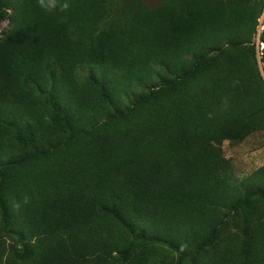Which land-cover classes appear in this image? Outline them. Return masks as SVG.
Masks as SVG:
<instances>
[{
    "label": "trees",
    "instance_id": "obj_1",
    "mask_svg": "<svg viewBox=\"0 0 264 264\" xmlns=\"http://www.w3.org/2000/svg\"><path fill=\"white\" fill-rule=\"evenodd\" d=\"M5 5L0 264H264V0Z\"/></svg>",
    "mask_w": 264,
    "mask_h": 264
},
{
    "label": "rangeland",
    "instance_id": "obj_2",
    "mask_svg": "<svg viewBox=\"0 0 264 264\" xmlns=\"http://www.w3.org/2000/svg\"><path fill=\"white\" fill-rule=\"evenodd\" d=\"M55 0H48V6L52 5ZM150 4H155L158 0H147ZM5 16L0 20V40L4 39L15 27L14 11L11 5H5ZM260 30V28H258ZM258 44V43H257ZM221 149L224 157L228 158L233 165L236 178L241 179L243 176L249 175L256 168L264 164V137L260 132H254L244 140L234 142L224 140L221 143ZM262 202H257L256 207H260ZM232 223L228 224V228H232ZM134 246H148L138 239H134ZM157 252L160 254L161 249ZM176 259V256L174 257ZM189 264V262H183Z\"/></svg>",
    "mask_w": 264,
    "mask_h": 264
},
{
    "label": "water",
    "instance_id": "obj_3",
    "mask_svg": "<svg viewBox=\"0 0 264 264\" xmlns=\"http://www.w3.org/2000/svg\"><path fill=\"white\" fill-rule=\"evenodd\" d=\"M263 14H264V13H263ZM262 18H263V15H262V17L260 18V22L262 21ZM258 58H259V56H258ZM259 68H260V71H261L262 75H264V74H263V70H262V67H261L260 62H259Z\"/></svg>",
    "mask_w": 264,
    "mask_h": 264
},
{
    "label": "clouds",
    "instance_id": "obj_4",
    "mask_svg": "<svg viewBox=\"0 0 264 264\" xmlns=\"http://www.w3.org/2000/svg\"><path fill=\"white\" fill-rule=\"evenodd\" d=\"M39 2H40V4H41V5H44V2H45V0H39ZM63 7H64V8H67V7H68V5H67V4H65V5H63Z\"/></svg>",
    "mask_w": 264,
    "mask_h": 264
}]
</instances>
